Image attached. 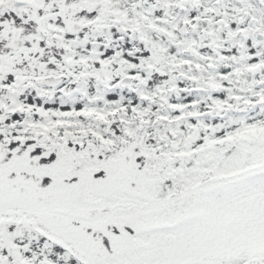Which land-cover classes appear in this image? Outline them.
<instances>
[{"label": "snow or ice", "instance_id": "6c2138e0", "mask_svg": "<svg viewBox=\"0 0 264 264\" xmlns=\"http://www.w3.org/2000/svg\"><path fill=\"white\" fill-rule=\"evenodd\" d=\"M0 264H264V0H0Z\"/></svg>", "mask_w": 264, "mask_h": 264}]
</instances>
